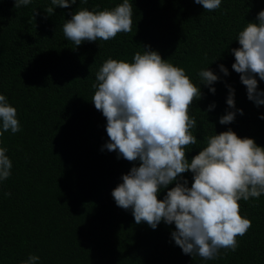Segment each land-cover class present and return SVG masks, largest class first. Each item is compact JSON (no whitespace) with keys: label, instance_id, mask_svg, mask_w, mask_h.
Returning a JSON list of instances; mask_svg holds the SVG:
<instances>
[{"label":"trees","instance_id":"1","mask_svg":"<svg viewBox=\"0 0 264 264\" xmlns=\"http://www.w3.org/2000/svg\"><path fill=\"white\" fill-rule=\"evenodd\" d=\"M122 2L76 0L61 8L51 0H32L15 8V0H0V94L16 108L20 123V131L0 136L12 161L10 177L0 181V264H21L30 255L39 257L37 264H264V194L239 201L251 227L236 237L235 251L222 248L212 260L184 254L172 237L174 223L162 220L155 229L136 224L132 209L118 207L112 191L140 161L104 147L107 120L91 101L103 62L131 63L146 46L183 68L200 88L201 97L188 109L197 122L190 129L197 144L185 148L189 162L208 137L229 129L264 147V104L248 99L231 51L241 47L238 33L258 22L264 0H221L211 12L194 0H129L132 32L79 46L64 36L63 25L75 11L112 9ZM48 7L55 8L52 15ZM207 67L218 76L211 86L198 75ZM256 79L264 92V80ZM229 86L235 108L227 105ZM233 111L231 123L219 122ZM193 175L187 171L178 181L191 187ZM176 183L161 188L158 199Z\"/></svg>","mask_w":264,"mask_h":264},{"label":"clouds","instance_id":"2","mask_svg":"<svg viewBox=\"0 0 264 264\" xmlns=\"http://www.w3.org/2000/svg\"><path fill=\"white\" fill-rule=\"evenodd\" d=\"M32 0H15L14 7L30 4ZM87 3V0H80ZM209 12L221 5V0H194ZM52 5L68 8L76 0H51ZM48 7V15L54 13ZM36 10L34 11V13ZM133 8L123 0L112 9L90 11L81 8L63 25V34L74 43L108 41L118 33L132 32ZM238 33L241 47L234 48L232 68L241 74L249 100L257 106L264 104V92L258 90L256 76L264 80V10ZM143 54L136 52L133 62L108 58L96 73L91 101L107 120L108 151H118L129 162L139 160L122 176L112 196L118 207L132 209L136 224L146 222L153 229L163 220L175 224L172 237L184 254L204 260L216 259L220 249L235 251L236 237L243 236L251 221L240 214L239 201L259 198L264 194V147L253 138H241L231 129L207 138L206 146L186 158L185 148L196 145L197 138L190 129L195 118L188 115L189 106L201 97L181 67L162 59L161 55L144 46ZM174 54V53H173ZM220 71L228 75L221 64ZM201 83L211 86L218 80L208 67L198 73ZM215 92L214 87H210ZM227 105L235 108L234 89L229 86ZM212 107V106H210ZM237 111L243 114L242 109ZM236 112L220 118L221 124L231 123ZM264 118V117H261ZM0 136L4 132L20 131L17 110L5 95L0 94ZM7 149L0 147V181L11 175L12 161ZM191 171L193 183L178 181L181 174ZM170 188L164 199H158L161 188ZM11 195V193H5ZM39 257L30 255L21 264H37Z\"/></svg>","mask_w":264,"mask_h":264}]
</instances>
